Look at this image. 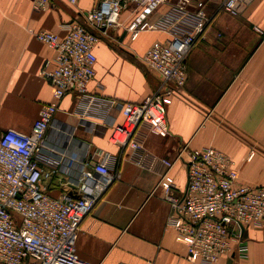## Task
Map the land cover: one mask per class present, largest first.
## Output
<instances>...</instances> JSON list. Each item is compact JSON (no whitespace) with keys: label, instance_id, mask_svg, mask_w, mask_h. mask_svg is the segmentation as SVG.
I'll return each mask as SVG.
<instances>
[{"label":"crops","instance_id":"1","mask_svg":"<svg viewBox=\"0 0 264 264\" xmlns=\"http://www.w3.org/2000/svg\"><path fill=\"white\" fill-rule=\"evenodd\" d=\"M205 1L209 22L186 58L185 84L164 100L169 134L148 133L144 152L173 161L184 145L215 148L234 162L239 183L264 186V0H251L235 16L221 9L222 0ZM94 3L51 0L48 9L34 12L31 0H0V132L28 133L40 107L51 100V87L38 72L54 52L35 33L63 37L66 26L82 20ZM128 17L122 12L121 20ZM121 35L110 32L99 39L86 96L67 95L55 115V126L70 134L71 155L82 160L94 154L95 161L97 153L110 154L109 167L118 175L81 221L75 251L100 264H198L188 259L185 245L167 225L171 208L162 189L155 188L163 166L137 167L127 151L109 141L111 122L120 123L122 116L108 105L140 103L156 91L159 79L140 57L166 39L158 31L142 32L135 40ZM168 175L185 190L182 163ZM243 242L245 252L234 255L231 264H264V225L245 228ZM213 264H227V259Z\"/></svg>","mask_w":264,"mask_h":264},{"label":"built area","instance_id":"2","mask_svg":"<svg viewBox=\"0 0 264 264\" xmlns=\"http://www.w3.org/2000/svg\"><path fill=\"white\" fill-rule=\"evenodd\" d=\"M50 1L31 0L32 10L45 11ZM250 1L222 0L220 7L235 16ZM205 4L95 0L91 9L80 13L82 20L66 26L63 37L45 30L35 33L36 40L54 52L38 72L51 87V100L40 107L28 133L0 132V264H100L80 258L75 243L81 221L118 175L109 167L110 154L97 153L95 161L94 154L82 160L71 155L70 134L55 126V115L67 95L86 96L95 76V46L110 32H125L130 40L145 31L166 36L140 57L159 79L156 91L140 103L108 105L122 116L120 123L111 122L110 143L127 151L137 167L163 166L155 188L162 189L170 205L167 225L185 245L191 262L213 264L245 252L244 229L264 225V186L239 183L234 162L215 148L184 145L173 161L144 152L148 133L169 134L164 100L185 84L186 58L209 22ZM124 11L129 12L126 22L121 20ZM176 162L186 168L184 191L168 175ZM52 189L58 190L56 196L50 194Z\"/></svg>","mask_w":264,"mask_h":264},{"label":"water","instance_id":"3","mask_svg":"<svg viewBox=\"0 0 264 264\" xmlns=\"http://www.w3.org/2000/svg\"><path fill=\"white\" fill-rule=\"evenodd\" d=\"M123 37H125V32H123L122 35H121V38H123ZM232 259H233V256H231L229 259H227V264H231Z\"/></svg>","mask_w":264,"mask_h":264}]
</instances>
